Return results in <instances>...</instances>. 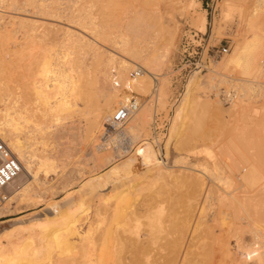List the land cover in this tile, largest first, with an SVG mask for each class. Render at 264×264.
I'll use <instances>...</instances> for the list:
<instances>
[{
    "label": "bare ground",
    "instance_id": "6f19581e",
    "mask_svg": "<svg viewBox=\"0 0 264 264\" xmlns=\"http://www.w3.org/2000/svg\"><path fill=\"white\" fill-rule=\"evenodd\" d=\"M3 2L4 0H0V6ZM48 6L46 4L41 7L40 4L39 8L45 12ZM219 6V16L223 21L231 17L230 15H236L240 36L229 55L213 62L211 68V64L208 65L210 71L206 74L200 73L193 82L168 148V154L170 155V147L171 145L174 146L178 151V155L174 157L173 162H183V165L186 163L187 156L195 153L194 151L191 152L192 148H188L187 152L184 153L185 155H183L181 153L182 150H185L183 148H187L190 144L193 147L192 144L195 143L193 141L197 142L200 137L203 138L202 136L208 139V131L204 127L206 132L201 130L203 125L201 126L199 114H197L200 110L198 108L201 106L203 108L204 105L210 107L212 109L210 112L215 119L227 115L238 120L250 117L253 119V112L257 111V108L255 103L252 102L254 99L251 101L252 94L256 92L255 95L264 97V83L259 80L260 76L264 75V59L261 52L264 50V38H259L261 18L264 15V0H222ZM6 12L9 11L0 8V20L5 17ZM136 15L131 17V20L127 21L128 23L126 22L127 25L125 24L122 27V30L125 28L124 32L114 33L112 42L115 52L102 48L94 41L100 42L97 40L98 37L101 38L102 35L109 37L110 35H106L103 28L97 27L91 21V14L80 18L83 22H80V24L86 29L87 27L91 29L90 34L83 29L82 31L86 34L71 27H65L64 32L70 37L71 43L81 49H90L92 56L100 63L102 74L98 78L89 79L85 83L76 82L66 72L64 62H67V60L57 56L53 58L51 53L50 55L44 54L45 59L42 62V73H52L47 79L23 80L21 84H18L20 89L9 86V90L7 89V93L1 99L3 107H0V137L22 163V170H24L27 179L11 193H4L8 186L0 193L1 208H5L13 199L20 201L27 199L28 201V199L36 197L37 199L35 198L34 202L40 201L41 199L38 198L42 196L38 192L35 191L32 194L30 192L35 190L41 183L47 182L39 181L40 173L45 176L44 178H47L53 172H58L59 168L55 159L59 151L56 152L54 148L61 143L62 138L69 136L71 132L78 129L80 123L84 122L85 133L89 138V142L93 143L92 141L95 138L94 124L96 126L104 125L105 127L106 124H113V115L131 99L134 92L136 93V89L137 92L146 95L150 90L151 79H154V84H159L158 77L151 69L147 68L152 53L149 47L139 44L140 42H146V40L145 37L143 39V36H145L144 31H142L143 28L135 25L137 22L135 24L133 22L138 17ZM157 15V19L160 20L159 22L164 28L165 25L161 21V16ZM17 16H11L12 18L8 20L5 26L12 25L15 19L19 21L21 26H24V24H40L42 23L40 18H44L42 15V17L34 16L32 18L25 16L17 18ZM132 18L134 19L132 20ZM220 19L218 18L217 21L216 34L221 33L222 20ZM194 21L195 24L205 23V19L198 16ZM6 29H9V27H6ZM131 34H134L132 35L133 38L130 37ZM138 38L142 39L137 42ZM6 60L8 61V58ZM9 60L8 62H12L11 59ZM138 63L146 68V72L132 78L130 72ZM204 78H206L205 83L203 82ZM108 84L113 85L112 91H110L112 87ZM120 86L127 87V91L117 92ZM203 88H208L213 92L210 94L211 98L204 101L197 94L199 89ZM119 91H121V88ZM220 93L224 94V99L228 100L227 105L229 104V106H225L226 103L224 104L219 99ZM159 96L160 93H157V99H160ZM217 96L218 98L214 99ZM136 98L139 100V97ZM227 100L225 101L227 102ZM148 104L139 101V107L131 118L125 123L116 124L113 127L115 132H111L106 127L105 134L108 137L104 140L101 150L109 148L108 145L111 144V141L112 143L115 142L112 140L114 137H110L112 134L128 144V149L133 146L141 136L138 130L139 124H141L143 118L151 113ZM207 113L209 112L207 111ZM145 131L149 134V124L145 126ZM47 137L54 140L55 147L49 145L51 141ZM156 144L158 147L161 146L159 138L154 141V146ZM115 145L117 143L113 146ZM199 145L201 146V144ZM98 151L93 150L92 156L95 157ZM211 151L213 150L206 147L202 151L207 155L203 162L192 167L184 165L183 169L177 171L171 170L173 166L165 160H163L165 167L154 165L159 160V154L150 143L142 144L136 150L134 156L128 157L107 172L106 177L109 180L110 190L106 196L99 198V204L101 203L98 205L99 209L96 211L95 206L93 207L95 217L101 216V218L98 217V220L97 218L95 220L89 219L86 227L81 228L82 220L85 217L83 212L88 207L90 208L91 203L86 198L79 200L72 198L66 202L67 206L62 211L53 216L32 221L29 225H17L9 228V236H13V234H16V236H14L15 238H9L7 244L0 246V264H246L248 259L252 260L253 264H264V183L262 184L264 176L261 173L262 168H260L259 161L256 158L246 156L242 150H239L237 154H240V157H236L233 164H228L225 167V164L218 160V157H215L214 152ZM116 153L114 152V154ZM105 157L107 160L112 158L106 154H98L100 159H106ZM138 160H140L143 168L136 166ZM148 169L150 170L134 179ZM170 176L174 181L181 180L184 188H186L184 195L187 214L175 217L179 220H175V224H173L175 230L174 238L171 235L173 240L169 242L170 244H166L168 255H147L150 243L156 238V233L153 231L154 222L158 221L163 213L161 209L163 206L160 207L158 196L162 194L163 186L170 190L167 184H170L171 180H168L169 182L166 180L171 178ZM106 177L88 179L83 183V187L90 186V191L94 195L105 193L107 191L104 190L108 186H103V182L106 181ZM132 179L135 181L133 182ZM149 182L152 185L155 184V187L157 185V187L155 189L152 186V188H149L153 190H151L149 198L146 197L148 201H144L143 195H141V198L148 206L146 208L149 210L146 212H151V223H148L150 229L145 230L143 233L140 232L141 234H133L135 235L133 236L131 234L138 231L129 233L127 226L129 219L135 217L132 219L133 221L138 217L137 211L133 208L135 205L134 193L143 187L145 188L147 186L145 183L148 184ZM150 183L148 185H151ZM236 183L237 187H232ZM34 185L37 186L34 187ZM47 189H50V187ZM99 191H102V193ZM97 192L99 193L96 194ZM70 196L71 193L69 192L62 199ZM143 201V205L141 203L140 206L145 207ZM225 202L230 207L228 210L220 209L217 211L218 213L213 210L208 217L203 216L204 212L209 210V207L213 208L212 205ZM145 210L144 208L143 211ZM146 214L144 213L145 217L148 216ZM144 215H140L141 218H139L142 220ZM96 221L102 223L101 230L98 228L101 223L96 224ZM140 222L143 223V221ZM94 223L96 226L98 225V232L100 231L97 238L95 237L96 240L93 237ZM21 226L23 227L20 234V230L17 232V227L20 229ZM218 226L220 229L219 233L216 234V227ZM119 228H121L120 233ZM8 231L6 230L4 235ZM245 232L249 233V238L243 237L242 233ZM197 235L201 239L204 248L208 243V239H210L220 255H204L206 253H202L203 250L199 249L195 241ZM9 236L6 235V237ZM0 239L3 238L0 237ZM1 240L0 242H2ZM81 241L86 244L78 248V243ZM89 243L93 244L91 248H89ZM118 244L119 246H117Z\"/></svg>",
    "mask_w": 264,
    "mask_h": 264
},
{
    "label": "rangeland",
    "instance_id": "374dc122",
    "mask_svg": "<svg viewBox=\"0 0 264 264\" xmlns=\"http://www.w3.org/2000/svg\"><path fill=\"white\" fill-rule=\"evenodd\" d=\"M43 1L42 0L39 1L38 0H4V2L0 6V8L9 11L6 12L5 17L0 20V37H1L0 41L2 42V43L0 42L1 44L0 45L1 46L0 47V69H1L0 72L1 104L0 105L1 106L0 107L1 108L3 107L1 99L3 98V95L7 93V91L9 90V86L10 87L12 86L14 87V89H16L17 87L19 88L20 85L18 84H21L23 80H27V79L43 80V79H47L52 74L51 72L44 74L42 73L43 72L42 62L43 59H45L44 57L46 54L50 55L52 53L53 58L57 56L67 60V62L66 61L64 62V66L66 67L67 70L66 72L76 82L80 81L82 83H85L89 79L98 78V76L102 74V72L100 71L101 65L92 56L91 50L87 48L81 49L80 47L72 44L70 37L68 36V34H65L64 32L65 27H71L72 29H76L77 31L83 33L85 32L82 31V29L87 31L88 33L89 32L91 33V29H88V27L86 29L85 27L82 26V24H80V22L83 23L80 18L86 15L89 16L90 14H91L90 19H92L91 21H93L97 27L100 26L99 28H103L105 30L106 35L107 34L110 35L109 37L105 35H102L101 38L95 37L100 42L96 40L94 41L97 42L99 45H101L102 48H106L109 51L112 50L111 52H115L113 50L115 48L112 42L114 33L119 34L120 31L124 32L125 28H123L124 30H122V27L125 26V24L127 25L129 20H131V17L136 15L138 12V14L136 15L138 17L135 16L136 18L134 17L135 19L132 18V20L134 19L133 21L134 24L137 22L135 25H139L141 26V28H143V30L142 29L141 30L144 31L145 33L143 39L145 37L146 42L143 43L140 42L139 44L149 47V50L151 51L152 54H151V60L149 62V66H147V68L151 69L155 73V75L158 77L159 84L157 83L154 84V79H151L152 83L150 84V90L149 92H147L148 94L146 95L139 91L137 92L136 89V94L138 95L137 97H139V101H143L146 104L149 103L147 106L149 107L151 113L147 117L143 118L141 124H139L138 130L141 136L136 141V143L133 146H131L129 149H128L129 147L128 144H125L123 140H120L116 135L112 134L110 137L111 138L114 137L115 140L114 139L112 140L113 142L114 141L115 142L112 143L111 141V144L108 145L109 148H107L106 150H101L102 145L104 144V140L107 139L108 137V135L105 134L106 132L105 128L108 127L109 130H111V132H115V129L111 126L109 127L108 124H106V127L104 125H100V126L99 125L96 126V124L93 125V128L95 129V134H94L95 140L94 139L93 141L91 140L93 143L89 142V138L85 133L86 130L84 129L85 127L84 122L79 124L78 127L79 130L75 129L76 131V132L74 131L75 133L71 132L69 136L67 135L66 138L64 137L61 139V143L59 144L60 146L58 145L59 148H57L58 146L54 148L56 152L59 151L57 152L58 155L56 154V159H55V162H57L56 164H58V168H59L58 172H53L52 174L47 176V178H44L45 176L42 173H40L39 181H45V182L47 181V182L44 184L41 183L38 186L34 185V187L37 186L36 189L30 192L31 194L34 193L35 191L38 192L42 196L41 198L38 199L41 200L38 202H34V199L36 197H32V199H28L29 202L27 201V199L21 201L13 199L10 201L9 204H7L5 208H1L2 205L0 206V208L2 209V210L0 209L1 210L0 237L3 238L2 240L0 239L2 241L0 242L1 243L0 246L5 245V243L7 244L8 241L10 240L9 238L16 236V234L15 235L13 234V236H9V231H8L9 228L17 225L19 226L24 224L29 225V223L31 224L32 221L34 222L41 220L42 218L45 219L47 217L53 216L54 214L62 211L67 206L66 202L71 200L72 198L75 200H79L81 198H86L87 200H91L90 201L91 211L90 208L88 207L89 211L87 209L83 212L85 213L84 215L85 219L83 218L82 220L81 228L86 227L87 221L89 219L95 220L97 218L98 220L99 218H101V216L95 217L96 215L94 211L95 210L97 211L99 209L98 205L101 204V203L99 204L100 201L99 198H103L104 196H106V194L110 190L108 186L109 180L106 177L107 172L112 168L118 166L128 157L134 156L136 154V150L144 143H150L151 146H153L157 151V153L160 155L159 160L154 165L165 167V162L163 161L165 160L171 166H173L171 170H177V171L183 169L184 165L188 167L190 166L192 167L195 166V164L203 162V160L207 158L206 153L202 152L203 150L206 149V147H209L210 150H213L211 152H214L215 157H218L217 159L221 160L222 163L225 164V167L228 164H233V161L236 159V157L238 158L240 157V154L238 155L237 153L239 152V150H242L246 154V156H250L251 158H256L259 161L260 168H262L261 173L264 176V97L255 95L256 92L255 94L254 93L252 94L253 98H251V101L253 99L255 101L257 100L256 102L254 100L252 101L253 103H255L257 108V111L255 110L253 112L254 113L253 119L250 117L244 120L242 119L238 120L233 116H228L227 113H226L227 116L219 117L215 119L210 112L212 109L203 104L204 107L202 108L201 106L200 108H198V110L199 109L200 110L199 111L197 110L198 111L197 114H199V118H200L199 120L201 126L203 125L201 130L202 131L206 130L209 133V135L207 136L208 139L202 136L203 140L200 137L199 140H197L198 143L196 141H193V143L194 142L197 143V144L194 143L196 147L194 146V144H192L193 147L190 144L187 146V148H183L185 150L181 149L182 152L181 151L180 152L183 153V155H185L184 153L187 152L188 148H192L191 152L193 151L195 152L187 156L188 158L186 159V163H184V165L183 162H177V163L173 162L174 157L178 155V151L174 148L173 145H171L170 147V151H171L170 155L168 154V148L171 142L170 140L180 120L184 104L186 102L188 94L191 91V87L193 85L194 80L200 73L206 74L210 71L208 70L209 69L208 65L211 64L210 65L211 68L213 67V62L221 60L225 56L229 55L233 51L232 49L234 48L236 40L240 36V30L237 26L238 18L236 17V15H230L231 17L226 18L224 20L225 22L222 19H220L219 4L222 2V0H46V1L43 0ZM39 2L41 4V7L42 5H46V4L49 5L48 8L45 10V12H43L41 8H39L40 6ZM87 11H89L90 13ZM157 14L161 16V21H163L165 25L164 28H162L159 22L160 20L157 19L158 18ZM41 15L44 16V18H40V20H42L41 21L42 23L40 24H24V26H21L19 25V21L15 19L12 25L5 26L8 20H10L13 16H17V18L23 16L32 18L34 16L40 17ZM196 16L200 18H204L205 23L195 24L194 19L196 18ZM218 18L222 20L221 21L222 28H221V33L216 34L215 30L217 28ZM121 22H123L124 24ZM6 27L7 28L9 27V29H6ZM259 34H260L259 38H264V15L261 18V31L259 32ZM132 35L134 34H131L130 37H132ZM141 39L142 38H138L137 42H139ZM225 46L228 48V51L221 52L222 48ZM11 49L14 50L11 51ZM261 52H262V58L264 59V50H262ZM118 55L120 56V54ZM7 58L8 61H10L9 59H11L12 62H8L6 60ZM199 61H202V63L204 64V68L193 69L194 63L195 62L197 63ZM138 64L142 66L141 63ZM190 69H192V71H190ZM235 75L237 76V74ZM205 80L206 78L203 79L204 83L206 82ZM259 80L264 83V75H261ZM7 84H8V88H7ZM162 85L164 89H162L163 88ZM108 86L112 87L110 88V91H112L113 85L108 84ZM154 86H157L158 88L157 90L158 93H160L159 96L160 99L155 100V98L152 97V91L154 90L153 89ZM120 88L121 91H119ZM120 88L119 89L117 88L118 89L117 92L122 93L124 91H127V87L125 86H120ZM211 92L212 91H210L208 88L205 89L203 88V89H199L197 94L199 95L200 99L204 101L207 98H211L210 94L213 93ZM223 95L224 94L220 93L219 99L222 100L224 104L226 103L225 106H229V104L227 105V103H229L228 100L226 98L224 99L225 96ZM215 98H218V96L214 97V99ZM174 99L175 100L179 99V102L176 105V107L173 108L171 106L172 105L171 102ZM225 100H227V102ZM157 110L159 113H161L162 118L169 119L170 117V120L168 121V125H167L168 130L166 136L164 137L163 135L157 137L152 132V121L154 120V113ZM207 111L209 113H207ZM252 120H254V122H252ZM147 124H149V134H147L145 131V126ZM203 127L205 128V130ZM109 130L107 129L108 132ZM156 138H159V141H161L162 143L160 146L161 148L158 147L157 144L154 146V141L156 140ZM47 139L51 141L49 142V140H47V142H49V145L53 147L56 146V144L53 142L54 140L50 139L49 137H47ZM205 142H207V144H205ZM116 143L117 145L113 146ZM199 144H201V146ZM124 146H126V148H124ZM93 150H97V151L99 150L95 157L92 156ZM114 152L117 153L114 154ZM98 154H106L107 156H110L112 158L108 157L110 158V160H107L106 157H105L106 159H100L98 158ZM136 164L137 167L143 168V165L141 164L140 160H138ZM149 170L150 169L142 172L134 179L138 178L139 176H141L142 174L146 173ZM25 177L26 174L24 170H22L21 174L18 175V178L16 177L8 185L4 193H11L12 191H14V189L20 186L27 179ZM94 177H103V178L106 177V181L103 182L104 184L103 186L105 187L108 186L107 189L104 190L107 192L102 193V191H99L102 194H98L99 192H97L96 194L98 195H94L90 191V186L83 187V183L86 180ZM134 179H132L133 182L135 181ZM166 180L167 181L171 180L170 184H167L170 190L167 189L166 186L165 187L163 186L165 190L162 188V194L158 196L159 198L157 197L160 200L159 202L160 203L162 202V204L159 203V205L160 207L163 206V208L161 207L163 213L160 219L154 222L155 224L153 227V231L154 233H156L155 234L156 238L154 241L150 243L147 255H168L167 254L168 247L166 244L173 240L171 239L173 235L175 236V230L173 224H175V220L176 221L179 220L175 217L177 216L181 217L184 214L185 215L187 214L185 211L186 198L184 195L186 188H184L183 183L181 182V180L174 181L172 177L167 178ZM263 183H264V179L262 180V184ZM148 184L145 183V185H147L148 187L145 186V188L143 187L134 193L135 205L133 208L137 211L136 214H138L137 215L138 219L136 218V220L132 221V219L135 218L134 216H133L134 218L129 219L128 226L130 228L128 226L127 228L129 229V233H132L131 231H138L139 233L133 232L131 235L141 234L145 230L150 229L148 223H151L150 222L151 212L150 211H149L150 213L146 212L149 209H147L148 206H146L144 201L146 200L148 201L146 197L149 198V195L152 192L151 190L155 189L157 185L155 187L154 186L155 184L153 185L152 183H150L151 185ZM151 186L154 188L149 189L152 188ZM48 187H50V189L46 190V188ZM232 187H237V183ZM143 191L144 193H142ZM69 192L71 193V196L66 199H62ZM141 195H143L142 198H145V200L141 198ZM142 201L144 202L145 207L140 206ZM94 202H96L95 203L96 205L93 204ZM141 205H143V203ZM93 207L95 210L93 209ZM212 207H213L212 209L211 207H209L208 208L209 210L204 212L203 216L208 217L210 212L213 210H215L216 213H218L217 211H219L220 209L228 210L230 208L228 203L226 202L214 204L212 205ZM144 208L146 209L145 211H143ZM144 213L145 214L147 213L146 216L147 215L149 216V217L147 216L149 222L147 220V217H145ZM139 214L141 216L143 214L144 215L143 217H145L146 219L145 218L143 219L142 217L141 220L140 219L141 216ZM140 221H143V223ZM97 222L98 221H96L95 223L96 224L101 223V222L100 223ZM140 223L142 224L139 225ZM96 224L94 225L95 226L93 232L94 238L95 237L97 238V236L100 233V231L98 232V228L100 229L102 226L101 223V225H99L100 227L97 225L98 226L97 228ZM22 227L23 226H21L20 229L19 227H17V232L18 230H20L19 231L20 234L22 231ZM219 229H220L219 226L216 227V234L219 233ZM6 230L8 231L6 235L9 237H6V235H4ZM120 232H121V228H119V233ZM242 234L243 237L245 238L250 237L248 232ZM169 239L171 240L169 241ZM195 241L197 242L199 249L203 250L202 253H206L204 255H220V252L217 251L215 244L210 239H208V243L205 246V248L203 247L201 239L198 237V235ZM83 244L86 243L84 241L79 242L78 248L83 246ZM88 245L89 248L93 246L92 243H89ZM117 246H119V244ZM246 264H253V261L248 259Z\"/></svg>",
    "mask_w": 264,
    "mask_h": 264
},
{
    "label": "built area",
    "instance_id": "2783aa9c",
    "mask_svg": "<svg viewBox=\"0 0 264 264\" xmlns=\"http://www.w3.org/2000/svg\"><path fill=\"white\" fill-rule=\"evenodd\" d=\"M228 48L225 46L222 48L221 52H227ZM204 64L202 61L195 62L193 69H203ZM192 71V69H190ZM145 72V69L141 65H136L134 69L131 70L130 76L136 78ZM152 97L157 99L158 88L157 86L153 87ZM138 95L134 93L131 99L124 105H122L113 115L111 125L109 127H114L116 124L125 123L131 116L136 112L139 107V100L136 98ZM179 99H174L172 107H176ZM161 113L158 110L154 113V120L152 121V132L155 136L163 135L166 136L168 130V121L169 119L162 118ZM162 144V143H161ZM22 171V163L12 152L8 144L0 137V193L12 182Z\"/></svg>",
    "mask_w": 264,
    "mask_h": 264
},
{
    "label": "trees",
    "instance_id": "16d2710c",
    "mask_svg": "<svg viewBox=\"0 0 264 264\" xmlns=\"http://www.w3.org/2000/svg\"><path fill=\"white\" fill-rule=\"evenodd\" d=\"M174 133H175V132H174ZM174 133H173V135H174ZM173 135H172V138H173ZM172 138H171V140H172ZM171 140H170V141H171ZM94 197H95V196H94ZM92 198H93V197H92ZM89 201H91V200H89Z\"/></svg>",
    "mask_w": 264,
    "mask_h": 264
},
{
    "label": "crops",
    "instance_id": "0c3cea01",
    "mask_svg": "<svg viewBox=\"0 0 264 264\" xmlns=\"http://www.w3.org/2000/svg\"><path fill=\"white\" fill-rule=\"evenodd\" d=\"M158 157H160V155H158ZM162 158V157H161Z\"/></svg>",
    "mask_w": 264,
    "mask_h": 264
}]
</instances>
